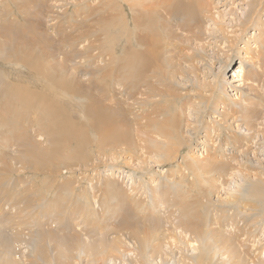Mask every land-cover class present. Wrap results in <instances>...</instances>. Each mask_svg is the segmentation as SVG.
<instances>
[{"label": "bare ground", "instance_id": "bare-ground-1", "mask_svg": "<svg viewBox=\"0 0 264 264\" xmlns=\"http://www.w3.org/2000/svg\"><path fill=\"white\" fill-rule=\"evenodd\" d=\"M27 1L23 3L24 5H20L26 15L24 17V30H21L13 20H10L8 25L6 23L2 25L6 20V16L2 14L0 15V33L7 32L8 38L12 30L14 38L17 36L18 39H24L23 42H26V45L31 43L29 37L32 29L31 32L28 31L30 35L25 30L29 26H33L35 39L42 36V38L35 40V46L40 41L41 47L39 49L48 62L42 61L39 56L36 58L32 51H30L33 53L31 56L34 55V58H29L28 51L24 54L19 53V48L14 50V47H10L5 41H0V49L4 47L5 52L17 54V56L22 54V63L36 72L38 71L40 78L42 77L50 83L49 80L54 81L52 76H56V72L59 71V75L62 77L64 75L68 79L67 83L79 84L80 78L84 80V76L104 73L105 68L120 73L118 66L121 62H129L137 70L136 73L132 74L134 80L132 78L127 80V82H132L129 86H115L112 97H108L106 90H102L104 86H93L96 93V99L93 103L96 108L92 104L84 105V109H86L84 119L91 129L99 134L96 138L92 133L95 139L93 141L96 142V156L98 158L105 155L108 148H110L111 152L109 153L113 157L117 155V158L119 156L122 159L127 157L135 161L134 154H132L135 153L136 159L137 155L141 157L138 168L149 166L152 162H163L162 160L175 158L176 153H179L182 146L188 142L187 139L185 141L183 139L184 135L182 134L184 132L182 133L181 129H176L177 122L173 117L169 120L164 113L153 117L149 113L148 116H143L145 123L139 130L141 124L139 121L143 120L130 119L128 111L129 108L132 109L134 104L140 106L139 109L141 107L148 109L155 102L170 96V93L168 95L160 90L159 85H163L160 79H154V81L152 78L161 74L162 57L164 53L170 52L171 46L174 47V41L182 40L185 44L187 42L186 45L188 43L193 45V42L197 41L198 50L204 51L206 50L204 45L206 43L212 44L215 48L220 46L216 43L217 41L226 44L222 39L212 42L214 37H224L230 40V32L236 34L237 31H240L235 36V40L238 42L244 38L243 36L249 27L253 25L255 28L257 27L259 32L253 33L246 40L242 49L238 50L242 56L241 62L232 76L228 77L223 70L219 72L221 75H216L215 79L205 81V86L210 92L204 93L205 97L201 96V102H205V106L211 107L207 111L211 121H208L209 124L205 123L204 133L201 138H198V144L203 146L200 148L196 145V149L199 148L201 151L203 149L202 152L193 150L191 153H187L185 165L179 166V169H171V177L163 180V185L156 181L146 183L144 180H139L136 183L137 180H134L135 178L131 174L125 178L123 176L122 182L124 183L121 184L119 182L121 171L113 167L106 174L100 173L95 183L93 181L88 187L86 186L80 191L81 197H93L92 212L93 215L98 213L104 219L102 226L105 227L108 224L107 220L116 221L117 227L110 224L113 226V230L109 235L98 232L96 238L93 236L92 239L87 233L81 231L80 235L72 237L63 235L64 231L55 235H53L54 231L52 230L46 231L44 227L46 223L42 225L45 219L52 223H56L60 219L51 216V213L55 214L60 210L59 206L56 205L58 200L40 197V193L37 195L38 193L32 191L31 187L26 190L20 189L19 185L24 180L17 179V177L13 178V181L9 180L8 176L2 174L6 171L1 170L0 264H264V165L256 162V151L253 158L251 155V150L255 146L253 139L264 134V89H262L264 87V70H262L264 68V19L262 18L264 0H123L131 4L130 8L133 13L136 11V16L133 18L135 29L131 27L128 18L114 12L120 7L121 4L118 3L120 0H100L102 4L95 7L96 3H94L95 8H92V14L110 8L111 12L106 23L107 29L111 26V29L115 28L116 32L117 30L120 31L119 35L124 33L127 35H125L127 45L123 50L126 55L118 58L116 56V36L109 35L108 39L107 37L104 39H107L108 44L102 41L96 46V42H91L89 39L88 30L86 33L80 34V37L71 34V31L75 30L76 32L78 28V22L73 23L71 19L76 17L79 20L78 18H82L84 13L77 4H75L74 10L72 9L73 11H68L62 8L65 6L62 1L70 0L46 1L51 3H44L43 0L39 2L32 0L28 3ZM81 1L88 2L87 6L91 10L92 6L89 4L91 0H75L74 2L83 4ZM237 2L241 6H246L247 11L243 12V7L242 9L238 7L240 5H237ZM0 3L4 4L3 13H7V7L3 0H0ZM32 3L36 10L32 11L29 7V4L32 5ZM67 3L73 4V2ZM58 6L61 8L55 10ZM71 14L70 19L69 15ZM81 18L80 25L87 22L85 17ZM100 20L98 19V22ZM157 24L162 27V30L165 28V34L169 35V40H165V43L159 41L163 44L161 53L153 51L155 46L159 44ZM52 27L55 35L48 32V28ZM99 30L101 31V29ZM58 35L62 37V43L57 39L55 41L54 36L58 37ZM93 36L98 37L97 39L94 37V41H101L99 36ZM109 38L111 39L109 40ZM208 38L210 39L207 40ZM131 39L135 40L134 44L131 43ZM251 41L255 42L251 43ZM190 45L188 46L190 47ZM232 50L233 48H230L227 52ZM51 51H53V58L56 60L52 64L49 63L52 58ZM225 53L223 52V55ZM57 54L61 60L57 58ZM89 55L92 57V60L89 61L92 70L82 69L79 74L78 70L85 68L83 58H89ZM182 61L180 59L179 62ZM179 69L184 70L183 75H178L175 70L176 73L174 72L172 76H165L168 78V83L172 79L176 83L175 85L172 82L173 88L180 85L188 86L183 78L186 74H190L194 68L188 73H186L187 66L179 67ZM83 71L87 73L82 74ZM231 77L233 80L230 79ZM189 78L192 83L193 81L195 83L200 81L198 76ZM11 85H13L12 82ZM169 85L171 84H167V86ZM198 85L204 86L202 82ZM168 88L171 91L170 87ZM123 89H125L124 93H122ZM19 90L16 86H10L6 78L0 74V93L4 94V101L6 102H3L6 103L8 109L10 107L9 102L13 97L24 96L29 101L24 94L26 89H21L20 96L18 95ZM62 91L71 94V96L80 95L87 97V99L90 96L93 97L91 95L93 91L91 92L88 86H80V84L78 86H62ZM201 102L199 101L197 107V102L191 97L187 102L178 105L176 114H173L179 120L185 117L187 121L185 132L189 134L188 129L192 130L191 138L193 135H197L200 125L198 126L196 123L201 120L199 115L195 119L191 115L198 114L204 108H200ZM45 106L40 108L42 114L39 117L37 116L28 122L29 126L27 125V127L29 128L31 122L32 126L35 125L33 133L30 134L25 131L26 129L24 130L25 127L21 125L22 123L16 120V117L22 113L21 117L24 116L25 119V112H18L19 115L13 112L6 117V114L2 117L0 112V127L2 128L0 130V146L5 145L3 146L4 150L1 149L0 152L6 156L8 154L11 156V159L15 161L11 160V162L14 163L18 172L28 169L35 170L40 166V161L48 159L47 154L52 159L57 155H63L68 166H70L71 156L83 165H87L90 158L87 159L89 156L82 149H84L83 143L86 144L85 142L90 140L86 130L82 128L84 125L76 123L73 117L67 118L70 117L69 114L67 117L66 114H63L64 118H62L61 112L59 114L57 112L60 108L54 104H50L48 109ZM259 106L261 107L259 108ZM188 110L192 111L193 114H188ZM163 111L167 112L168 110L163 107ZM50 116L52 118L60 116L58 130H60L61 137L77 140L78 146L75 145L74 150L71 148L72 155H65L63 154L64 150L61 151L58 148L60 143L55 142L58 135L54 129L50 128L49 121L45 122L49 119L52 121ZM26 117L25 120L28 121L29 116ZM227 118H234L236 123L232 126V130H229L228 136L224 137L223 142L220 141L219 143L218 141L219 144H217L212 134L217 133V131L222 133L223 127H226L224 123H227ZM193 127L194 129H192ZM220 134L218 137H221ZM29 135L32 136V139ZM16 137L20 141L26 139L18 144L13 141L16 142ZM61 139L63 137L58 140L61 142ZM32 141L34 143L30 145ZM71 143L69 146L72 145ZM17 144L18 146L14 149V145ZM90 145L91 143L88 142L87 146ZM228 145L235 149L226 153L228 151L226 146ZM123 152H130V154L125 155ZM13 153H17V155L14 157ZM239 153L244 154L245 158L241 159ZM97 157L96 159H98ZM7 159L9 158L7 157ZM19 164L20 166H18ZM258 168L262 170L259 171ZM254 171L257 173L253 174ZM6 173H9V169ZM191 175H193V187L197 188L201 194L198 199L196 195V200L191 198L189 191L191 188L185 195V188L181 187ZM254 175L255 179L253 178ZM117 177L118 179H116ZM124 179H131L132 185H127ZM28 185L33 186L34 184L30 181ZM65 186L68 187L69 185L66 184ZM115 187L118 190L114 189ZM103 192H106V195H111V197H106L105 200L102 198L101 201L99 193ZM137 192L138 197L135 196ZM130 197L135 199L131 201ZM2 201L9 202L3 205ZM50 201L54 204H51ZM104 201L109 202L107 206L104 205ZM18 204L22 207L20 213H22L23 218L21 222H12L16 212L14 206L18 207ZM122 208L127 211L126 214L123 212L120 214L119 209L122 210ZM76 209V212L70 211L72 212L71 218L81 208L77 205ZM134 210L136 215L133 214ZM113 215L116 216L113 217ZM86 216H88L87 212L84 215L85 221ZM7 223L11 224L12 227L17 226V228L12 229V231L6 229ZM99 225L97 222L96 228L88 227V229L94 232L98 229L101 232L103 229ZM73 226L76 227V225ZM127 229L131 231L125 232L124 230Z\"/></svg>", "mask_w": 264, "mask_h": 264}, {"label": "rangeland", "instance_id": "rangeland-1", "mask_svg": "<svg viewBox=\"0 0 264 264\" xmlns=\"http://www.w3.org/2000/svg\"><path fill=\"white\" fill-rule=\"evenodd\" d=\"M25 1H27V0H3V2L5 3V6L7 7V9H6L7 13H3L5 10L4 4L0 3V15L3 14L4 16H6V20L4 23H2V25H5V23L8 25L10 23V20L11 21L13 20V22L14 23L16 22L17 26H19L21 28V30H24V28H25V27H23V25H25V18L24 17H26V15H25V12L23 11L24 10L23 7L20 8V5H24L23 3ZM39 1L40 0H37L36 2H39ZM43 1H44V3H51L50 1L46 2L48 0H43ZM74 1L75 0L67 1V2H73V4H68L66 1H64V2L62 1V3L65 4V6H63L62 8L67 9L68 11H73L75 6H76L75 4H77L79 6V8L84 12L82 15V18L81 17L80 18L83 19V17H85L87 20V22H86L87 25H85L86 23H82L80 25L79 23L82 21V20H80V18H78L79 20H77V18L74 17L73 18L74 20H73V19H71L72 14L69 15V18L72 20L73 23L78 22V28L76 29L78 32L77 31L75 32V30H74V31H71V34L78 35L80 37L83 33H86V31L88 30L87 35H88L89 39L91 40V42H94V43L96 42L95 43L96 46H97V44L101 43L102 41H103V43L106 42L108 44L107 39H108L109 35L113 36V37L116 36L115 45H116V51H117V53H116L117 58L122 56V55H126V53H123L124 47H125V45H127L126 33L119 35L120 31L117 30V32H116V29L115 28L111 29V26H109V29H107L106 23H107V17L110 15V12H111L110 8H109V10H108V8L107 9L105 8V11L101 10V11H97L96 14H92L91 11L95 7H97L98 5L102 4V2H100V0H91L90 1L89 4H91V6H92L91 10L87 6L88 2L81 1L83 4H79L78 2H74ZM28 2H32V0L27 1V3ZM94 3H96L95 7H94ZM118 3L121 5L114 12L119 14L120 16L123 15L126 18H128L131 27L133 29H135L133 18L136 16V13H135L136 11L134 13L132 12V10L130 8L131 4L129 2H125L123 0H120V1H118ZM238 3L239 2H237V5H240L238 7H240L241 9L243 7V9H242L243 12L247 11V9H245L246 6H241V4H238ZM29 7L32 9V11L36 10V7L33 5V3H32V5L29 4ZM30 8H29V10L31 11ZM60 8L61 7L58 6L57 8H55V10L60 9ZM45 10H46V8H45ZM262 16H263L262 18L264 19V14H262ZM99 17H101V18H99ZM156 17H158V16H156ZM31 19H32V16H31ZM98 19L99 20L101 19L100 20L101 23L98 22ZM104 21H106V22H104ZM58 25H59V23H58ZM65 25H67V24H65ZM31 29H32V32H31ZM99 29H101V31ZM51 30H53V27L50 29L48 28V32L49 33L51 32L50 34L55 32L54 30L53 31H51ZM80 30H82V31H80ZM102 30L106 31V32H103ZM164 30H165V28H164ZM164 30H162V27L159 26V24H157L158 43H159V41L160 42L162 41L163 43H165V40H169V35H166ZM25 31L29 35H30V33L28 31H30L31 35H33L32 37H31V35L29 37V40H31L30 42L31 43L33 42V44L29 43V44L25 45L26 42H23L24 39H18L17 36H16V38H14L15 36H14V32L12 30L10 31V35L8 36V38H7V35H8L7 32L0 33V41H5L7 44L10 45V47H14V50H15V48H19V50H20L19 53L24 54L25 52L28 51V53L30 54V57H29V55H27V56L29 58H34V55H32L33 57L31 56V53L34 52L36 58L39 56V58L42 61L48 62L46 60V57L43 55V52H41L39 49L41 47L40 41L37 42L38 45L35 46V40H37L38 38H42V36L36 37L37 39H35V34L33 33V26L32 27L29 26L27 28V30H25ZM256 31L259 32L257 27L255 28V25L249 27V29L247 30V33H245V35L243 36L244 38H241L238 42L235 40V36H237L240 31H237L236 34H231V32H230L229 33V35H231V36H229L230 40L226 39L224 37H221V38L214 37L212 39V42H215L217 40L222 39V41L226 42V44L221 43L220 41H217L216 43L220 46H219V48L218 47L215 48V46H213L212 44L210 45V43H206V44H204L206 46V50H204V51L198 50V47H197L198 42L197 41H194L193 45L192 44L190 45L188 43V45H190V47L188 45H186L187 42L185 44L182 40L174 41V44H173L174 47L171 46V48H170L171 53L170 52L164 53V56L162 57L161 74L159 76L157 75L156 78H152V76H151L152 80L160 79V82L163 85H159L160 87L159 86L158 87L160 88V90H162L166 94L169 95V93H170V96L162 98V101L155 102L153 105H150L148 107V109L146 107H141V109H139L138 107H140V106H136L134 104L132 109L130 110V108H129L128 111H129L130 119H133V120L134 119L135 120H137V119L143 120V116H145V115L148 116L149 113L151 114L152 117L156 116V115H161L164 113L169 120L172 119V117H173L175 122H177L176 125L174 123L176 129H178V130L181 129L182 133L183 132L185 133V134L184 133L182 134V135H184L183 139H184V141L187 139L186 141H188V142H187V144L182 146L181 151L179 153H176L177 155L175 158H169V160H166V161L162 160L163 162H160V161L152 162L151 165H149V166L146 165L147 167L146 166H140V168H138L139 167L138 162H139L141 157H138V155H137V159H136L135 153H132V154H134L133 158H135V161H133L134 159L131 160L127 157L122 159V157L120 158L119 156L117 158V155L115 157H113L111 155V153H109V152H111L110 148H108V152L106 151L105 152L106 154L102 155L101 158L99 157L100 158L99 159L96 156V154H97V152H96L97 148L95 146L96 142L93 141L94 137L92 136V133L96 138H98L99 134L97 132L93 131L91 129V127L89 126V124L87 122H85V119H84L85 112H86L85 111L86 109H84L85 108L84 105L92 104L96 108L95 104L93 103L94 100L96 99V96H95L96 93H95V89L93 88V86H95V85L96 86H104V89H102V90H106L107 96L112 97V92L114 91L115 86H129L132 82L131 81L127 82V80L130 78H132L134 80L132 74L136 73L137 70L135 69V67H132L131 63H129V62L122 63L121 62L120 66H118V70L120 69V71H119L120 73L115 72L113 69L108 70L105 68L106 71H104V73L101 72L102 74L100 73V74H97L94 76L92 74L90 76L87 75V76H84V80H81V78H80V82H79L80 86H88L90 91L91 92L93 91V93H94V94L93 93L91 94V95H93V97L90 96L91 98L88 97V99H87V97H85V96H82V97L80 95L79 96H76V95L71 96V94H68V93L66 94V92L63 93L62 86H72V85L78 86L79 84H76L73 82L67 83L68 79L66 77H64L63 74H62L63 77L61 75H59V71L56 72V76L55 75H53L54 77L52 76L54 81H51L48 79L50 81V83H52V84H50L47 80L45 81L44 78H42V77L40 78L38 76V73H37L38 71L36 72L34 69H31L30 67H27L24 63H22L23 62L22 61L23 60L22 54L18 55L19 56L18 57L17 54L13 55L12 53L5 52L4 47H2L0 49V74H2L4 78H6V80L10 84V86H16V88L20 89L18 91V95L20 94L21 89H24V90L26 89L25 90L26 92L24 94H26V96L28 97V100H29V101H27L26 97H24V96H21L19 98L13 97V98H11L12 99L11 102H9L10 107L8 109L7 105H5L6 103L4 104V102H6V101H4L5 96H4V94L0 93V112L2 114V117H4L5 114H6L5 117L9 116L8 114L11 115V114H13V112H15V114H18V112H25V119H27V117H26L27 115L29 116L28 121H26L23 118L24 116L21 117V115L23 113L20 115L18 114L19 116L16 117V120L19 121L20 123H22L21 125L25 127L24 130L26 129L25 131L30 134V133H33V128L35 127V125L32 126V122H31V124H30L31 127L29 128V127H27V125L29 126L28 122L32 121V119H34L37 116L39 117L42 114L40 108H42L46 105L45 108L48 109L50 104H54V105H56V107L60 108L57 112H58V114H59V112H61L60 115H61V117L63 116L62 118H64L65 114H66V117L69 114L70 117H67V118L73 117L74 121L76 123L78 122V124L82 123L84 125L82 128H84L86 130V133L88 134V139L90 140L88 142H90L91 145L87 146L88 142H85L86 144L83 143L84 149H82V150L87 152V154L89 156V157H87V159L90 158L89 163H87V165H83V163H80V161H77L76 158H72L73 156H71V161L69 162L70 166H68L66 164V161H65L63 155H60V156L57 155L52 159V157L49 158V155L47 154L46 156L48 159H46L44 161H40V166L35 169L36 171L33 169H28V170H23V172L16 171V167L14 166V163H13L15 161H13V159H11V156L9 154H8V156H6L0 152V154H2V156H0V171L3 170V171L7 172V170L9 169L8 174L6 172L2 173L4 176L5 175L8 176L9 180H12L13 178H16V177H17V179L18 178L23 179L24 182L20 183V185H19L20 189L26 190V189L31 187L32 191H34L36 194L38 193L37 195H39V193H40V197L44 196V197H48L51 199L56 198L58 200V203L56 205L59 206L60 210L58 213H56V212H55V214L51 213V216H52V218H55V219L60 218V219L56 223L49 222V220L45 219L42 222V225H44L46 223L47 226L44 225L46 231L47 230L54 231L53 235L59 234L60 231H61V233L64 231L62 234L66 235L68 237L80 235L81 234L80 231H81L83 233H87V235H89L92 239H93V236H94V238H96V234L98 232L105 234V235H109V233H111L113 230V226L110 224H113L114 227H117V224L115 223L116 221L111 222V221L107 220L108 224L105 225V227L102 226L104 224L102 222L104 219L101 218L98 213L93 215V212H92L91 205H92V201L94 202L93 197L92 196L81 197L80 191L83 190L84 187H86V186L88 187V185H90V183H93V181L95 183V181L99 178L100 173L106 174V172H108V170L110 168H113V167H115L116 170L121 171V173H120L121 176L119 178V182H121V184L124 183V182H122V177L124 176V178H125L127 175L131 174L132 177L135 178L134 180H137V181H135L136 183L139 180L140 181L144 180L146 183L147 182L153 183V181H156V182H159L158 184L163 185L165 180L170 179V177H171L170 170L171 169L172 170L173 169H179V166L185 165V161H186L185 157L189 153H191L193 150H195V151L197 150L199 153L202 152L203 149H202V151L199 148L196 149V145H198L200 148H202V146H203L202 144H198V142H199L198 138H201L202 134L204 133L205 123H208V121H211V119L209 118V114L207 112L211 107L205 106L206 105L205 102L204 103L201 102V98L205 97L204 93L210 92V91H208L209 89L207 88V86H205L206 85L205 81H211V80L215 79L216 75L217 76L221 75L219 72H222L223 70H225L228 77H230V75L232 76L234 71L238 69V66L240 65V62H241L242 56L240 53H238V50L242 49V47L246 43V40L249 39L250 36H252L253 33H255ZM67 33H70V32H67ZM39 34L42 35L41 33H39ZM92 34L99 36L101 41H99V42L94 41L96 36H93ZM54 35H55V33H54ZM106 37H107V39L104 40ZM153 37H154V35H153ZM240 37H242V36H240ZM54 38H55V41H56V39L58 41L62 40V37H60V35H58V37L54 36ZM110 39L111 38H109V40ZM209 39L210 38H208L207 40H209ZM254 42L255 41H251V43H254ZM61 43H62V41H61ZM109 43H110V41H109ZM131 43L134 44L135 40L131 39ZM228 43L231 44V46H229ZM200 45L201 44H199V46ZM233 45L236 48L232 47ZM27 46H29V47H27ZM156 46H155L153 51H155V52L158 51V53H161L162 49H163L162 48L163 44L159 43ZM183 48H184V50H183ZM221 48L223 50H220ZM230 48H233V50L227 52V50H229ZM30 51H32V52H30ZM223 52H226V53L223 55ZM50 53H51L52 58H51V61L49 63L52 64V62H55L56 60L53 58V55H54L53 51H51ZM229 55H230V57H229ZM20 56H22V58H20ZM164 57H165V59H163ZM57 58L60 59V56H58V54H57ZM91 58L92 57L90 55H89V58H87V57L83 58V61H84L83 63H84L85 68L79 69L78 70L79 74H80V70H82V69H86V70L91 69L92 70L90 63H89V61L92 60ZM167 59L168 60L171 59V60L168 61ZM180 59H181V61L182 60L183 61L179 62ZM184 59H185V61H184ZM77 60H79V59H77ZM118 62H119V60H118ZM226 63H228V64H226ZM196 65H197V67H196ZM182 66H184V67L187 66V72L186 73L190 72L191 69L194 68L190 74H188V75L186 74V76H184V78H183L184 81L188 83V86L185 87L184 85H180V86H175L176 88H173V86H174L173 83L175 85H176V83L173 81V79L171 81H169V83H168L167 77L172 76L174 74L175 70H176L178 75H181V74L183 75L184 70L179 69V67H182ZM43 67H45V66L43 65ZM80 67H82V66H80ZM163 67H167V68H163ZM262 70H264V68H262ZM85 73H87V72H84V71L82 72V74H85ZM165 76H167V77L165 78ZM188 76L194 77V78L196 76H198L200 81L198 83H195L193 81V83H192ZM186 77H187V79H186ZM61 79H62V81H61ZM163 79H165V80L162 81ZM230 79L233 80L232 77ZM11 82L13 85H11ZM201 82H202V85H204V86L198 85ZM69 84H71V85H69ZM158 84H159V82H158ZM167 84H171V85L167 86ZM168 87H170L171 91L169 90ZM262 89H264V87H262ZM69 92L72 93V91H70V90H69ZM124 92H125V89L122 90V93H124ZM263 92H264V90H263ZM234 93H237V92L234 91ZM239 93H240V91H239ZM188 94H190V95H188ZM22 97H24V98H22ZM189 97L190 98L192 97L193 99H195V101L197 102V104H196L197 107H198L199 101L202 103L200 108L204 107L198 114H196V113L193 114L192 111H189V110L187 111L188 114H190V113L193 114V115H191V117L193 119H195L197 117V115H199V119H201L200 121H198L196 123L198 126L200 125L199 131H198L197 135H195V136L193 135L192 138H191V133L193 132L192 130L188 129L187 132H189V134H187L185 132L187 130L186 129L187 121H186L185 117H183L182 120H179V119H176L177 116H173L174 113L176 114V111H177L176 107H178V105H182L184 102H187L190 99ZM184 98H185V100H184ZM60 99H62V100L60 101ZM27 102H29V103H27ZM12 106H14V107L12 108ZM163 107L167 108L168 111L167 112L163 111ZM205 107H206V109H205ZM260 107L261 106H259V108ZM204 109H205V111H204ZM172 111H173V113H172ZM51 116H50V118L52 119V121L49 119L45 122L49 121V125L51 126L50 128L54 129L56 134L58 135L57 139H55V142L57 144L60 143L58 148L61 149V151L64 150L63 154H65V155L71 154L72 155L71 148L75 149V145L78 146L77 140H71V139L69 140L68 137L62 136L63 139H61V142H60V140H58V139L62 138L60 135V132H59L60 130H58L59 129L58 123L60 120V116H56L53 118ZM235 116H237V115H235ZM19 117H20V120H19ZM234 118L233 119L236 120V117H234ZM233 119L227 118V120H226L227 123H224V125L226 127H223L221 134L219 131H217V133L212 132L213 133L212 136H213V138L215 137L217 144H219L220 141L223 142L224 137L228 136L229 130H232V128H233L232 126H234V124L236 123V122H234ZM144 121L145 120L139 121V122H141V124L139 125V128H138L139 130L142 129V125L145 123ZM122 123H124V122H122ZM53 126H54V128H53ZM183 126H185V127H183ZM194 126H195V124H194ZM123 128H126V127H123ZM192 129H194V127ZM0 130H2L1 127H0ZM218 130H220V129H218ZM117 131L119 132L120 130H117ZM75 134H78V133H75ZM218 134H220L221 137H218L219 136ZM263 136H264V134L258 138L255 137L253 139V142H255V146L251 150V155L253 158L254 152L256 151V154H257L256 159H255L256 162L262 163L264 165V138L262 139ZM29 137H31V139H32L31 135H29ZM190 138H191V141H190ZM15 139H16V142H15V140H13L14 143L19 144L20 142L22 143L26 138H24L23 141H20V139H17V137ZM68 140H69V142H68ZM92 141H93V143H92ZM218 141H219V143H218ZM67 142H68V144H67ZM33 143L34 142L32 141L30 143V145ZM70 143L73 146L72 145L69 146ZM18 144L14 145V149L18 146ZM67 145H68V147H67ZM231 145L226 146V148L228 149V151L226 153H229L232 151V149H235ZM3 146H5V145L2 144L0 146V151H1V149L4 150ZM49 147H51V145H49ZM123 153H125V155L130 154V152H123ZM15 155H17V153H13L14 157H15ZM238 155L241 159L245 158V155L242 153H239ZM62 156H63V158L61 159ZM7 157L10 159V161H9V159H7ZM96 157L98 159H96ZM11 160L13 162H11ZM10 162H11V164H10ZM18 166H20V164ZM6 167H8V168H6ZM258 170L260 171L262 169L258 168ZM255 173H257V171L253 172V174H255ZM169 174H170V176H169ZM111 177H113V176H111ZM192 178H193V175H191L188 178V180L185 182V184H182L181 187L185 188V191H184L185 195H186L187 191L191 188V190H189L191 193V198L193 197L192 199L196 200V195H197V199H198V197H200L201 194H200L199 190H197V188L193 187ZM253 178L254 179L256 178L255 175ZM56 179H57V181H56ZM116 179H118V177ZM30 181L34 184L33 186L28 185V182H30ZM124 181L127 185H129V186L132 185L131 179H124ZM66 184L69 185L68 186L69 188L65 186ZM68 189L69 190L73 189V190L69 191ZM114 189L118 190L116 187ZM135 196L136 197L139 196L138 192L135 194ZM99 197L101 198V201H102V198H104V200H105L106 197L109 198V197H111V195H106V192H103V193H99ZM134 199H135L134 197H130L131 201H133ZM52 200H54V199H52ZM7 202H9V201H2V204L4 205ZM50 203L54 204L52 201H50ZM107 203H109V202L104 201L105 206H107ZM77 205L81 209L77 213L73 214V218H71L72 212H70V211L72 210V211L76 212ZM14 207L16 209V212L13 215L12 222H21V219L23 218V216H22V213H20V210L22 209V207H20V204H18V207L16 205ZM86 212H87L88 216H86V221H85L84 215ZM119 212H120V214H122V212H123V214H126L127 211L122 208V210L119 209ZM133 214L134 215L137 214L135 210L133 211ZM114 216H116V215H113V217ZM97 222H99L100 227L102 226L103 230H101V232L98 229L95 232L88 229V227H90L91 229H92V227L96 228L95 225L97 224ZM104 222L106 223V221H104ZM54 224H55V227H54ZM73 225H76V227H74ZM14 228H17V226L12 227L11 224L7 223L6 229H10L12 231V229H14ZM20 229H22L21 226H20ZM124 231L130 232L131 230L127 229Z\"/></svg>", "mask_w": 264, "mask_h": 264}]
</instances>
